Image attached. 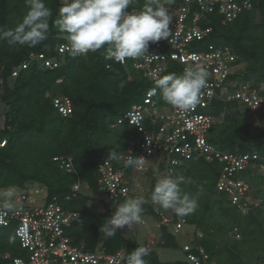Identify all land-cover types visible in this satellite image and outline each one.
Returning <instances> with one entry per match:
<instances>
[{
    "label": "trees",
    "instance_id": "16d2710c",
    "mask_svg": "<svg viewBox=\"0 0 264 264\" xmlns=\"http://www.w3.org/2000/svg\"><path fill=\"white\" fill-rule=\"evenodd\" d=\"M179 1L172 0L169 4L167 0H161L166 8L171 9ZM45 2L52 10L46 39L35 47L12 46L6 40H0V77L4 89L0 99L5 105L3 114L7 117L6 126L0 127V141L7 140L4 146H0V188L15 185L23 191H30L38 184L46 189L48 199L57 196L65 209L79 211L80 216L66 231L74 243L85 250L102 247L108 252H115L124 249L127 256L135 248L147 246L151 252L144 257L146 264H190L185 259L164 262L159 257L156 248L179 245L171 225L158 222L162 236L152 244H141L129 228L107 237L100 232V228L113 211L106 207L107 204L103 211L91 208L92 201L105 195L98 183L99 163L103 158H108L110 149L116 152L126 149L139 136L128 121L119 123L118 120L134 103L143 101L153 83L130 66L106 60L104 49L75 57L67 53L58 68L33 63L18 76H12L14 67L28 59L31 52L46 51L49 56L55 55L56 42L63 40L60 36L63 32L59 30L56 20L65 2ZM145 2L135 0L128 9L141 10ZM26 11L25 0H0V27L14 29ZM203 24L212 25L213 31L200 42L201 46L206 47L211 43L229 45L237 54L240 64L248 62L246 69L231 78L239 77L253 84L264 81V0H258L251 10L233 21L223 23L220 15L211 14ZM183 71L174 66L164 75H180ZM62 95L73 102V113L69 116L60 114L52 102L54 96ZM155 100L166 104L160 92ZM208 112L222 118L208 133V140L213 145L227 152L256 153L259 159L255 160V164L264 162V109L250 112L239 101L216 100L210 104ZM58 155L71 156L77 173H68L61 168L59 162L54 160ZM156 167L159 173L166 170L164 164ZM127 170L131 173L130 167ZM151 170L156 180L154 168ZM169 173L174 174L176 179L183 176L187 180L192 179L188 183L182 180L181 192L191 196L197 194L195 197L203 205L202 213L197 209L189 220L201 225L206 233L211 232L213 239L200 241L198 235L194 234L196 244H204L212 257L218 254L217 264H264V246L259 249L254 245L257 241L264 245V196L253 192L254 196L261 197L262 204L242 215L226 194L217 190L219 169L215 162L204 158L186 161ZM240 175L252 187L256 177L262 176L253 166ZM78 178L87 181L88 190L66 200ZM153 185L154 189L156 184ZM148 201L151 214L159 221L160 216L151 203V197ZM236 226L242 234L241 238H236L235 234L234 238L231 237L230 233H234ZM241 247H247L249 252H244ZM5 252L12 256L26 253L14 224L0 225V264H13L12 260L3 256Z\"/></svg>",
    "mask_w": 264,
    "mask_h": 264
},
{
    "label": "built area",
    "instance_id": "2783aa9c",
    "mask_svg": "<svg viewBox=\"0 0 264 264\" xmlns=\"http://www.w3.org/2000/svg\"><path fill=\"white\" fill-rule=\"evenodd\" d=\"M257 1L180 0L179 6L176 4L172 9L167 8L173 16L170 23L171 35L167 39L150 42L147 52L141 57L128 58L121 63L142 72L153 86L145 93L142 102L134 103L118 120L119 123L128 121L139 136L126 149L117 152L121 157L118 163L108 158H103L99 163L98 183L105 191L101 202L105 206L107 204L108 209L114 212L118 204L128 198L139 185L135 177L137 172L143 174L161 164L166 166L168 172H174L184 162L200 158L217 164V190L225 193L231 204L243 214L261 206V197L253 195L251 184L240 174L250 166L264 171L261 170L264 169V164H255V160L259 159L256 153L227 152L213 145L208 140V133L222 118L210 114L208 109L216 100L239 101L250 112L264 109V81L253 84L239 77H230L242 70L238 56L231 46L214 43L206 47L200 45L213 31L212 25L203 24L211 14L220 15L223 23L230 22L251 10ZM60 36L63 40L56 42L55 55L49 56L46 51H33L28 59L14 67L12 76H18L33 63H40L51 69L61 66L71 50L67 34L63 32ZM106 48L107 45L101 49L106 51ZM194 60L201 63L209 73L207 87L201 90L199 104L192 110L179 111L167 103H158L155 97L159 90L154 91L155 80L162 78L174 66L184 70ZM52 102L63 116L73 113V102L68 96H54ZM6 122L7 117L3 114L0 116V127L4 128ZM6 142V139L1 140L0 146H4ZM129 155L142 156L145 160L140 167H130L131 173L124 166V160ZM54 160L68 173H77L71 156L58 155ZM88 188L87 181L78 178L66 200H71ZM40 190L43 191V188ZM14 202L16 210L13 212L0 208V225H15L16 235L27 253V256H12L5 252L3 256L12 260L13 264H125L124 249L115 252H108L102 247L85 250L74 243L66 230L80 216V212L65 209L59 197L48 199L46 194L45 202L38 204L30 191L24 190L20 201ZM157 213L160 216L159 223L171 225L176 234L185 230L189 224L186 216ZM233 232L236 238L242 237L237 226ZM183 249L186 253L185 260L190 264H217L216 257H212L202 243L187 241Z\"/></svg>",
    "mask_w": 264,
    "mask_h": 264
},
{
    "label": "clouds",
    "instance_id": "9594fccd",
    "mask_svg": "<svg viewBox=\"0 0 264 264\" xmlns=\"http://www.w3.org/2000/svg\"><path fill=\"white\" fill-rule=\"evenodd\" d=\"M135 0H66L60 7L56 24L67 34L73 57L96 52L107 45L106 60L124 63L128 58H138L147 52L150 42L167 39L171 35L170 23L173 16L161 0H146L139 11L127 9ZM172 0H167L171 4ZM27 11L14 29L0 27V40L12 46L35 47L46 39L52 10L45 0H25ZM209 73L198 61L184 69L180 75L168 74L155 80L163 100L174 109L189 111L200 102L201 90L207 87ZM108 159L120 161L121 157L112 149ZM142 156H127L125 167H140ZM156 175L158 169H154ZM181 178H159L151 193V203L164 210H171L178 217L193 214L199 207L195 196L181 192ZM16 186L9 185L0 190V208L16 210L14 197ZM144 198L127 199L112 215L105 219L100 232L112 237L119 229L131 228L141 221ZM151 249L139 246L127 254L125 264H146L144 257Z\"/></svg>",
    "mask_w": 264,
    "mask_h": 264
},
{
    "label": "rangeland",
    "instance_id": "374dc122",
    "mask_svg": "<svg viewBox=\"0 0 264 264\" xmlns=\"http://www.w3.org/2000/svg\"><path fill=\"white\" fill-rule=\"evenodd\" d=\"M63 2H66V0H63ZM178 3L176 6H179ZM247 65H248V62L245 61V62L241 63L240 67L244 70V69H246ZM0 82L2 83L1 77H0ZM3 91H4V89L2 90V87H1L0 88V98H1V95L3 94ZM4 110H5V105H4V103L1 102V99H0V116L3 115ZM263 164H264V162H263ZM153 168L156 169L158 167L155 166ZM261 170H264V169H261ZM167 171L168 170L166 168V170L164 172L159 173L156 177V180H154L152 170L149 172L143 173V174L140 172H137L135 174V177H136V180H138L139 185L134 188V192L129 197V199L139 197V198H144L146 201H148L149 198L151 197L149 194H150V191L153 189V186H154L153 183L156 184L157 180L159 178L176 179L174 174H172V173L170 174ZM257 172L261 173L262 176L256 177V180L253 183L254 187H252V192H254V193L256 192L262 197V196H264V171L257 170ZM181 179L184 180V182H186V183L192 182V179L187 180L184 176ZM40 188H43V187H41L38 184H35L33 186V188L30 190L31 195L37 199L36 203H38V204L45 202V197L47 194L45 188H43V191H41ZM2 189H4V188H0V190H2ZM22 191H23L22 189L16 187V196L14 197V201H20V195H21ZM193 191H195V190H193ZM194 195L197 196V194H194ZM104 199L106 200L107 197H105ZM98 200L100 203V207L97 209L92 208V207L91 208L93 210H96V211L97 210L103 211V209L105 208V205L103 204V202H101L102 199L101 200L98 199ZM94 201H96V200H94ZM124 202H122V203H124ZM92 203H93V201L91 202V204ZM122 203H120L119 205H121ZM148 204H149V201L143 205V212L141 213L140 223L134 224L131 228H129L130 233L133 236H135L141 244H145V243L152 244V241L159 240L162 236V231L160 230L159 223H158L159 222L158 217H155L153 214H151ZM198 204H199V207L197 208L198 209L197 211L202 213V211H203L202 206L203 205L200 202H198ZM262 206L264 209V205H262ZM154 208H155L156 212H163L164 214L169 215V216H177L171 210H164V209L160 208L158 205H154ZM241 214L244 215L243 213H241ZM193 215H194V213H193ZM186 217L188 218V221H189L188 226L185 228V230L177 233V235H176L179 245L177 247L156 248V250L159 254V257L162 261L174 262L176 260H184L186 253L183 249V245L187 241H192L194 238V234L198 235V238L200 239V241L205 240L207 242V241L213 239V235L211 234V232L206 233L205 231H203L201 229V225H198V223L190 222L189 219L192 217V214L188 215ZM230 234H231V237L234 238V233L232 234V232H231ZM222 242L223 241H221V243ZM222 244H224V242ZM262 244L263 243L259 242V241L254 243V245L259 249L263 248L264 245H262ZM241 248L244 252H246V253L249 252L247 247H241ZM23 256H27V253H25V255H23ZM217 256H219V255L217 254ZM217 256L215 259L216 263L219 260V259H217L218 258Z\"/></svg>",
    "mask_w": 264,
    "mask_h": 264
},
{
    "label": "crops",
    "instance_id": "0c3cea01",
    "mask_svg": "<svg viewBox=\"0 0 264 264\" xmlns=\"http://www.w3.org/2000/svg\"><path fill=\"white\" fill-rule=\"evenodd\" d=\"M91 207L95 209L99 208L100 207L99 200L96 199V201H93V203L91 204Z\"/></svg>",
    "mask_w": 264,
    "mask_h": 264
},
{
    "label": "water",
    "instance_id": "95a60500",
    "mask_svg": "<svg viewBox=\"0 0 264 264\" xmlns=\"http://www.w3.org/2000/svg\"><path fill=\"white\" fill-rule=\"evenodd\" d=\"M2 87V83L0 82V88Z\"/></svg>",
    "mask_w": 264,
    "mask_h": 264
}]
</instances>
